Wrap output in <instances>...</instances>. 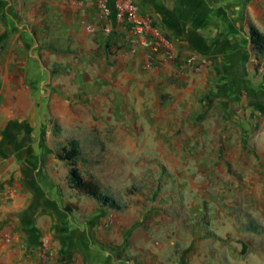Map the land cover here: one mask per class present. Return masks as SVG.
Masks as SVG:
<instances>
[{"label": "crops", "instance_id": "1", "mask_svg": "<svg viewBox=\"0 0 264 264\" xmlns=\"http://www.w3.org/2000/svg\"><path fill=\"white\" fill-rule=\"evenodd\" d=\"M97 1L0 0V264H237L218 229L213 238L204 228L180 227L183 219L201 225L207 203L221 208L207 191L220 183L206 180L199 159L229 142L228 120L205 117L197 103L204 74L192 75L181 61L206 58L216 72L219 61L242 60V42L252 48L250 26L264 35V0H139L140 12L168 39L169 50L156 54L132 50L121 28L107 37ZM134 116L162 134L168 122H182L179 135L199 155L179 178L193 180L136 195L120 212L69 198L50 129L43 135L48 120L72 130L127 126ZM181 202L179 218L165 215ZM225 216L213 215L217 227Z\"/></svg>", "mask_w": 264, "mask_h": 264}, {"label": "rangeland", "instance_id": "2", "mask_svg": "<svg viewBox=\"0 0 264 264\" xmlns=\"http://www.w3.org/2000/svg\"><path fill=\"white\" fill-rule=\"evenodd\" d=\"M261 20L264 22V19ZM246 25L256 26L248 17ZM242 44V60L219 61L216 72L209 70L212 63L197 74L191 72L194 76L204 74L205 90L200 92L197 103L200 109L205 107V117L218 116L228 120L229 142L223 139L219 143L222 151L209 148L206 155L199 159L206 180L220 183L207 191L217 199L221 208L207 203V213L201 225L183 219L180 227L182 230L194 231L204 228L205 235L213 238L217 237L215 229H218L219 234L229 240V251L231 255L236 253L237 264H264V57H256L248 41ZM112 48L117 51L121 47L114 44ZM2 56L0 52V60ZM187 58L207 61L206 58L190 54L181 63ZM22 86L26 90L30 87L25 81ZM225 103L229 106L225 107ZM151 114L153 118L155 112ZM136 119L134 116L127 126L98 127L90 124L72 130H63L53 119H49L50 126L46 124L48 127L43 135H47L50 129L55 154L59 145H65L72 139L77 140L81 155L75 166L83 177L93 175L104 193L119 205L126 206L120 211H126L133 205L136 195L153 194L155 189L161 192L166 183H187L193 180L187 176L179 178V172L183 166H192L191 162L199 155L195 146L187 148L185 137L179 135L181 121L174 119L168 122L166 132L162 134V127L157 132L159 129L155 123L141 127L135 122ZM56 166L59 179L64 181L69 166L58 159ZM175 188L171 187L173 194L176 193ZM169 190H165L166 195ZM69 193V198L79 196L72 189ZM180 197L183 198L184 194L181 193ZM178 206L177 209L170 208L165 215L170 213L179 218V209L183 211L186 208L183 202ZM74 208L70 205L68 210ZM218 213L227 215L220 228L213 220V215ZM52 250L48 246L46 262L49 261L48 252ZM178 256L181 257V253L178 252ZM225 261L231 260L225 258Z\"/></svg>", "mask_w": 264, "mask_h": 264}, {"label": "built area", "instance_id": "3", "mask_svg": "<svg viewBox=\"0 0 264 264\" xmlns=\"http://www.w3.org/2000/svg\"><path fill=\"white\" fill-rule=\"evenodd\" d=\"M139 0H98V16L105 24L104 34L109 37L116 28H121L129 47H149L156 54L163 48L169 50L168 39L163 30L155 26L151 17L140 12ZM91 31L92 29L88 27ZM209 62L187 58L183 67L195 74L201 72Z\"/></svg>", "mask_w": 264, "mask_h": 264}, {"label": "trees", "instance_id": "4", "mask_svg": "<svg viewBox=\"0 0 264 264\" xmlns=\"http://www.w3.org/2000/svg\"><path fill=\"white\" fill-rule=\"evenodd\" d=\"M250 43L255 56L264 57V35L254 26H250ZM80 155V146L75 139L70 140L65 145H59L56 150L57 159L65 161L69 166L66 175L68 187L79 195L92 198L100 206L116 211L125 209V205H119L111 196L102 191L98 180L93 175L82 176L79 169L75 166Z\"/></svg>", "mask_w": 264, "mask_h": 264}]
</instances>
